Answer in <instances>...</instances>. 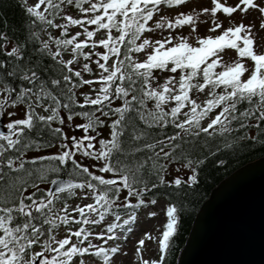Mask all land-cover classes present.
I'll return each instance as SVG.
<instances>
[{"label": "snow or ice", "instance_id": "obj_1", "mask_svg": "<svg viewBox=\"0 0 264 264\" xmlns=\"http://www.w3.org/2000/svg\"><path fill=\"white\" fill-rule=\"evenodd\" d=\"M187 2L0 0L22 14L0 12V264H120L138 214L161 202L167 222L141 229L135 264H170L212 170L264 152V45L232 22L253 9L264 30V0L161 9Z\"/></svg>", "mask_w": 264, "mask_h": 264}, {"label": "water", "instance_id": "obj_2", "mask_svg": "<svg viewBox=\"0 0 264 264\" xmlns=\"http://www.w3.org/2000/svg\"><path fill=\"white\" fill-rule=\"evenodd\" d=\"M178 264H264V157L241 166L212 190Z\"/></svg>", "mask_w": 264, "mask_h": 264}, {"label": "rangeland", "instance_id": "obj_3", "mask_svg": "<svg viewBox=\"0 0 264 264\" xmlns=\"http://www.w3.org/2000/svg\"><path fill=\"white\" fill-rule=\"evenodd\" d=\"M33 0H29V3L31 4ZM221 2H224L226 6H235L236 3H238V0H221ZM254 2H258V0H254ZM210 0H188V2L180 9L177 8H171L169 9L166 5H161V9L164 10L166 15H174L176 11H188L191 8H195L197 11L200 10L201 7H210ZM219 15V14H218ZM234 20L232 22H235L236 20H239L241 17H243V20L245 23H248L251 21V23L255 24L256 27L253 28V39H254V48L258 45H264V30H258L259 23H260V15L256 10L248 9L245 13H240L239 10H237V13L233 14ZM227 14L225 16L221 17V19H226ZM207 19L205 16H201V22H199V30L201 33L205 32V25L203 21ZM210 26V25H209ZM77 29H73L75 31ZM222 58L225 59V61L235 60L238 57V54L236 50L234 49H226L224 53H222ZM241 59V58H239ZM246 66L250 67V62L247 60ZM79 122V121H77ZM72 131L75 132L76 135H80V131L78 129H73ZM151 211H154L156 215L154 217H150L146 215V212L141 211L138 214V221L136 225H134V231L129 234L128 240L126 243L122 244V252H126L127 255H121L118 257L120 264H135V257H134V243L137 240V238L141 235V229H147L152 236H159V234L163 230V225L167 222V216H166V205H164L162 202L158 203L156 206H152L150 208ZM93 243L100 244V241L93 240ZM116 243H121V241H116ZM157 251V244L155 241H149L146 240V245L143 248V255L145 258H154V254ZM98 259L93 257L91 254H85L83 257V260L85 264H94V261Z\"/></svg>", "mask_w": 264, "mask_h": 264}, {"label": "trees", "instance_id": "obj_4", "mask_svg": "<svg viewBox=\"0 0 264 264\" xmlns=\"http://www.w3.org/2000/svg\"><path fill=\"white\" fill-rule=\"evenodd\" d=\"M9 2H14V0H4V3ZM5 11L10 20L19 22L22 15L19 8L4 9L3 6L0 5V12ZM241 60H243L246 65L248 58H241ZM262 157H264V152L261 151H243L230 158L226 166H216V168L212 170L211 174L208 175L204 185L197 193V196L194 198L193 203L189 205L188 211L184 214L182 225L179 230V239L174 241L173 251L169 256L170 264H178L181 252L187 242L196 215L203 203L209 198L212 190L217 187L219 183L223 181V179L228 177L231 173H233L241 166Z\"/></svg>", "mask_w": 264, "mask_h": 264}]
</instances>
